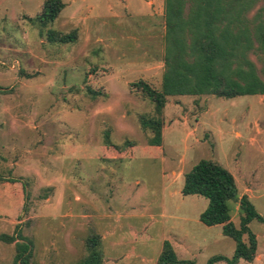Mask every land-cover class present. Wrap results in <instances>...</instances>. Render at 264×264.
Segmentation results:
<instances>
[{
  "label": "rangeland",
  "instance_id": "obj_1",
  "mask_svg": "<svg viewBox=\"0 0 264 264\" xmlns=\"http://www.w3.org/2000/svg\"><path fill=\"white\" fill-rule=\"evenodd\" d=\"M42 1L0 0V177L21 178L22 214L13 202L7 211L23 219L17 232L32 243L30 264L78 262L92 231L103 264H156L165 240L193 264L230 258L234 240L199 221L208 200L182 195L183 175L202 158L220 163L238 188L233 223L242 195L264 216V95L167 96L162 144L150 147L138 118L153 104L130 83L160 89L164 0L68 4L44 29H77L64 44L28 18ZM249 228L256 259L237 264H264V223ZM1 245L0 263L13 264L14 244Z\"/></svg>",
  "mask_w": 264,
  "mask_h": 264
},
{
  "label": "trees",
  "instance_id": "obj_2",
  "mask_svg": "<svg viewBox=\"0 0 264 264\" xmlns=\"http://www.w3.org/2000/svg\"><path fill=\"white\" fill-rule=\"evenodd\" d=\"M262 0H164V54L160 89L143 79L130 87L149 99L152 115H140L143 130L151 133L149 146L162 143L163 108L167 96L213 95L233 98L242 95H264V5ZM264 1V0H263ZM65 7L63 0H43L34 17L40 32L53 22ZM50 43H72L77 29L69 32L47 30ZM255 59V60H254ZM183 195H199L208 200L199 214L206 226L221 225L222 234L235 242L233 255H212L207 264L222 261L237 264L255 258L257 239L249 228L251 220L264 223L246 195L239 199L241 216L237 227L231 220L229 202L238 196L232 173L220 163L202 158L183 175ZM20 223L12 234L0 233V241L14 244L13 264H30L32 243L18 234ZM86 254L73 264H102L101 236L92 231L84 241ZM3 264V263H0ZM156 264H193L178 259L172 245L165 240Z\"/></svg>",
  "mask_w": 264,
  "mask_h": 264
},
{
  "label": "crops",
  "instance_id": "obj_3",
  "mask_svg": "<svg viewBox=\"0 0 264 264\" xmlns=\"http://www.w3.org/2000/svg\"><path fill=\"white\" fill-rule=\"evenodd\" d=\"M64 3H65V6L68 4H74L77 6L78 0H66V1H64ZM80 4L81 3H79V5ZM150 147H152V146H150ZM155 148H157V147H155ZM13 163L14 162H10L8 164V166H12L14 168L18 165L17 162H15V164H13ZM173 175H175V171H172V176ZM20 179H19V182H21ZM13 180H17V179H13ZM19 182H15V181L11 182V181H9V179L7 177H0V233L11 234V233H13L15 226L18 223L23 222V219H19V215L22 214V211H23V202H24L23 201L24 200L23 186L19 185V187L18 186L14 187V184L19 183ZM11 202L15 203V211H17L18 207L20 208V213L18 216L10 215L8 213L7 204L11 203ZM230 202H232V201H230ZM230 202H229V204L231 205ZM230 208H231V206H230ZM4 220H6V221H4ZM0 242H2V241H0ZM2 243L6 244V245L10 244V243H4V242H2ZM2 243H0V248H3V245H1ZM4 248H6V247H4ZM257 252H258V249L256 248V253ZM256 253H255V258L252 261H254L256 259ZM13 257H14V255H13ZM12 261H13V259H12ZM105 264H114V263H112V262L110 263L105 258ZM118 264H136V263H132L130 261H125V262H120Z\"/></svg>",
  "mask_w": 264,
  "mask_h": 264
}]
</instances>
